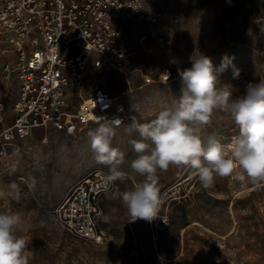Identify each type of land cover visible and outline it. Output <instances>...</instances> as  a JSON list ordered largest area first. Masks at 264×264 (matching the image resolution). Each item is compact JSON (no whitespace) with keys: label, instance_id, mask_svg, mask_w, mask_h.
<instances>
[{"label":"rangeland","instance_id":"1","mask_svg":"<svg viewBox=\"0 0 264 264\" xmlns=\"http://www.w3.org/2000/svg\"><path fill=\"white\" fill-rule=\"evenodd\" d=\"M145 1L147 12L162 14L158 22L138 24L119 15L115 23L121 43L133 52L131 72L99 77L114 94L125 91L128 119L117 127L113 144L125 153L121 168L129 172L136 158L130 141L138 133L129 134L127 125L133 118L149 122L179 98L181 72L192 67L197 54L209 57L214 67L224 55L234 57L238 77L233 78L231 66L219 76L221 84H231L234 97L243 95L249 83L264 80V0ZM159 37L170 45L162 47ZM4 59L0 55V97L7 100L12 117L19 81L3 78ZM95 127L89 124L76 135L49 129L47 141L39 129L33 137L17 141L0 163V186L15 182L22 190L18 202L0 201V211L24 214L30 225L22 234L28 242L29 264H133L135 247L140 264H264V181L252 184L235 176L217 177L205 188L195 170L184 166L157 172L164 201L159 218L167 217L168 225L159 227V218L129 221L120 199L133 187V181L126 180L117 181L118 190L101 199L106 241L97 244L68 234L56 220V207L88 173L108 172V166L93 161L88 148L87 133ZM207 132L222 139L238 128L227 113L216 111ZM29 176L37 178L35 192L24 183Z\"/></svg>","mask_w":264,"mask_h":264},{"label":"built area","instance_id":"2","mask_svg":"<svg viewBox=\"0 0 264 264\" xmlns=\"http://www.w3.org/2000/svg\"><path fill=\"white\" fill-rule=\"evenodd\" d=\"M119 15L138 24L156 23L162 16L147 12L145 0H0L1 73L19 81L12 117L0 97V163L17 141L39 129L47 141L49 129L76 135L104 120H119L118 127L126 123L125 91L114 94L99 79L132 70L133 52L121 43L115 24ZM158 43L170 45L164 37ZM236 135L219 139L228 144ZM107 173H88L56 207V220L68 234L97 244L108 239L101 224L106 195L101 181ZM168 223L161 217L156 224ZM132 255L133 264H140L138 247Z\"/></svg>","mask_w":264,"mask_h":264},{"label":"clouds","instance_id":"3","mask_svg":"<svg viewBox=\"0 0 264 264\" xmlns=\"http://www.w3.org/2000/svg\"><path fill=\"white\" fill-rule=\"evenodd\" d=\"M233 59L224 55L220 65L214 67L209 57L197 54L192 67L181 72L179 98L147 123L132 119L127 131H135L138 138L130 141L136 154L130 172L121 168L125 153L113 144L122 122L104 120L89 129L88 148L93 161L108 166L101 181L105 194L118 190L117 181H133V187L120 194L129 221L159 218L164 201L157 172L170 166L195 170L205 188L217 177L235 176L242 183L252 184L264 181V80L249 83L243 95L234 97L231 84L219 81L220 74L230 66L233 78L238 77ZM216 111L227 113L238 128V135L228 144L207 132ZM137 176L143 179L136 181ZM24 183L29 192L36 191V177L29 176ZM21 196V187L15 182L0 186V201L18 202ZM29 227L21 211H0V264H29L28 242L22 235Z\"/></svg>","mask_w":264,"mask_h":264},{"label":"bare ground","instance_id":"4","mask_svg":"<svg viewBox=\"0 0 264 264\" xmlns=\"http://www.w3.org/2000/svg\"><path fill=\"white\" fill-rule=\"evenodd\" d=\"M167 77L163 80V81H166ZM194 175V174H193ZM193 175H190L187 179H190L193 177Z\"/></svg>","mask_w":264,"mask_h":264}]
</instances>
